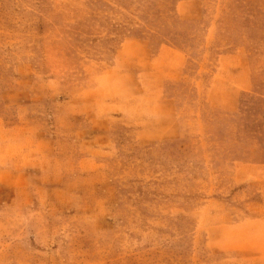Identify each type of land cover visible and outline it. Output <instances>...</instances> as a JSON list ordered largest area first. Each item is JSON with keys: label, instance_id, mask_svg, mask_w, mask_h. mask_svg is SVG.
I'll return each mask as SVG.
<instances>
[{"label": "rangeland", "instance_id": "1", "mask_svg": "<svg viewBox=\"0 0 264 264\" xmlns=\"http://www.w3.org/2000/svg\"><path fill=\"white\" fill-rule=\"evenodd\" d=\"M0 264H264V0H0Z\"/></svg>", "mask_w": 264, "mask_h": 264}]
</instances>
